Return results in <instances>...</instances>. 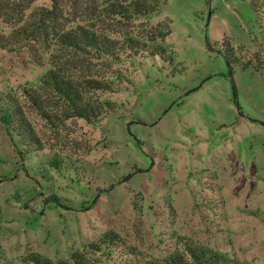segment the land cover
I'll return each instance as SVG.
<instances>
[{"label": "rangeland", "instance_id": "obj_1", "mask_svg": "<svg viewBox=\"0 0 264 264\" xmlns=\"http://www.w3.org/2000/svg\"><path fill=\"white\" fill-rule=\"evenodd\" d=\"M89 4L0 0V94L18 98L40 141L22 159L20 138L0 120V264L69 260L110 231L125 249L98 254L100 264L190 246L264 264V14L252 0H165L119 30H169L168 62L100 65L115 89L96 97L113 112L97 123H50L23 90L55 69L56 38L17 32L51 20L61 30L98 26ZM54 157L65 169L49 166Z\"/></svg>", "mask_w": 264, "mask_h": 264}, {"label": "trees", "instance_id": "obj_2", "mask_svg": "<svg viewBox=\"0 0 264 264\" xmlns=\"http://www.w3.org/2000/svg\"><path fill=\"white\" fill-rule=\"evenodd\" d=\"M90 9L95 13L98 26H77L61 30L57 20L42 21L40 24L20 28L17 32L21 38L38 37L45 43L56 38L58 46V62L55 69L48 71L41 79L38 88H25L24 99L32 110L50 123L58 121L63 124L68 120H84L97 123L105 115L113 112L114 104L100 102L96 95L114 91V82L106 79L99 71L102 64L121 62L122 57H160L168 62L165 40L169 30L149 31L144 37L131 32H120L119 25L131 24L140 19H148L156 15L165 0H88ZM255 9L264 14L256 0H252ZM56 16V15H55ZM107 28V29H104ZM13 43V42H11ZM234 95L236 87L234 86ZM0 120L20 138L23 150L19 155L34 157L40 141L28 122L24 106L18 98L0 94ZM19 144L16 145L18 149ZM35 147V148H34ZM25 161V160H24ZM50 167L61 171L64 162L59 157L48 161ZM132 175L127 176L126 181ZM2 180H0V183ZM124 240L113 231L105 233L96 244L84 251L73 254L69 260L53 263L48 259L34 256L35 264H100L97 255L112 253V250L124 248ZM125 249V248H124ZM140 264H238L225 256L204 248L190 246L187 252L176 251L163 259L147 260Z\"/></svg>", "mask_w": 264, "mask_h": 264}]
</instances>
